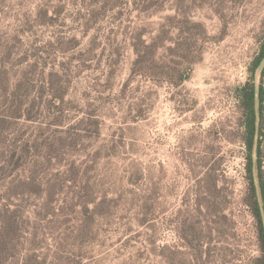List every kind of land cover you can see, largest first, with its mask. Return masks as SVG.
Masks as SVG:
<instances>
[{
  "label": "rangeland",
  "instance_id": "rangeland-1",
  "mask_svg": "<svg viewBox=\"0 0 264 264\" xmlns=\"http://www.w3.org/2000/svg\"><path fill=\"white\" fill-rule=\"evenodd\" d=\"M263 42L264 0H0L6 264H256ZM178 44L181 84L130 76L135 48L160 68Z\"/></svg>",
  "mask_w": 264,
  "mask_h": 264
},
{
  "label": "trees",
  "instance_id": "trees-1",
  "mask_svg": "<svg viewBox=\"0 0 264 264\" xmlns=\"http://www.w3.org/2000/svg\"><path fill=\"white\" fill-rule=\"evenodd\" d=\"M190 22V20H188ZM192 24V21L190 22ZM192 25H195L193 23ZM154 43H149L146 45V48L153 49ZM181 45H177L176 48H172L171 51L173 53H177L176 60H171L168 64L163 67H157L152 55H148L146 52L140 50V48H135V52L137 53L136 58L133 63L132 71L130 76L133 78L136 75H148L152 79L155 77H162L169 81H172L174 85H179L186 79L189 75L190 64L193 61L191 58L189 59L188 56L191 51V47L188 46L187 48H179ZM151 51V50H150ZM264 57V42L262 43L261 53L257 57V60L254 62V67L260 65L261 60ZM246 88V87H245ZM243 94L242 104L243 110L246 113L247 122L246 125V132L249 134V140L246 141L248 150H251V138L253 135V109H252V102H253V92L252 91H245ZM252 112V113H251ZM81 124L89 125L86 121H81ZM92 125V126H91ZM90 128L92 129V133L98 134V121L92 120L90 123ZM85 129V128H84ZM250 157V156H249ZM13 159L11 157L5 158L3 160L4 165H0V179L5 172L6 168L12 165ZM248 169H250L248 167ZM263 211H264V188H263ZM258 218L260 223V232L259 238L262 242V249L264 251V217H261V213L258 212ZM20 228V220L17 216V210H10L9 203L4 202L2 206H0V264H6L9 258L11 257V251L14 247L15 239L17 238V234L19 233ZM256 264H264V255L257 259Z\"/></svg>",
  "mask_w": 264,
  "mask_h": 264
}]
</instances>
